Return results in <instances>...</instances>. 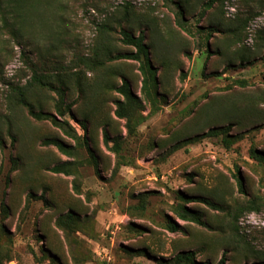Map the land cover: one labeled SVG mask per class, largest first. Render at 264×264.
I'll list each match as a JSON object with an SVG mask.
<instances>
[{"label":"rangeland","instance_id":"obj_1","mask_svg":"<svg viewBox=\"0 0 264 264\" xmlns=\"http://www.w3.org/2000/svg\"><path fill=\"white\" fill-rule=\"evenodd\" d=\"M208 2L3 3L0 264H264V0ZM122 29L144 37L145 87ZM28 82L61 127L16 101Z\"/></svg>","mask_w":264,"mask_h":264},{"label":"trees","instance_id":"obj_2","mask_svg":"<svg viewBox=\"0 0 264 264\" xmlns=\"http://www.w3.org/2000/svg\"><path fill=\"white\" fill-rule=\"evenodd\" d=\"M24 0H0V8H3V3L6 2V4L9 5L8 9L11 10V13L13 14L12 16L14 18H17L18 15H21V7L23 5ZM216 0H209V2L206 4V8H210L212 3ZM205 8V9H206ZM205 9L203 11H205ZM2 22L5 24L6 20H2ZM14 34H17L16 31H13ZM120 34L122 36V41L124 44L129 45L133 47L134 52L131 53H126L123 54L119 57L126 58V59H132V60H142V63L140 65V70L143 75V86L145 87L148 85V82H152L153 76L155 74V70L151 67L150 62L148 60V48L147 45L144 43V37L142 33H139L137 36L132 35L130 32L127 30H121ZM32 82L39 85V86H46V83L41 80V77L34 71L32 74ZM30 82L27 83V85H14L11 87L12 92L16 96V101L23 107H26L28 109L29 114L34 117L35 119H49L55 126L61 127L60 126V121H58L57 118H55L53 115L47 112H35L32 109V105L28 100L26 99V90L29 87ZM120 90L123 93L129 92L128 91V86L124 82L120 88ZM117 108L115 110V115L118 118H124L127 121H130V115L131 112L129 111L130 105L128 103L124 102H116ZM60 115H63V113H60ZM81 127L82 130H85V125L82 122L78 123ZM127 127L131 128L129 122H127ZM104 139H107L106 133H104ZM106 142V141H105ZM46 144H52L55 147H57L59 150H64V145L56 139H50L45 141ZM58 170V168H55V171ZM239 183V189L242 190L241 188V183ZM188 201H196L199 203H203L207 205L208 207L212 209H222L218 204L214 203L213 201L204 198V197H189L187 198ZM183 213L181 212L179 215L182 219L184 220H190L195 222L198 225H204V223L201 220V217L196 213L192 212L188 209H183ZM168 229L170 231H176L177 226L175 224H168ZM194 253L192 251H185L180 253L179 257L188 261L190 264H209L207 262H196L195 259L193 258ZM224 258L221 257L219 262L217 264H223Z\"/></svg>","mask_w":264,"mask_h":264}]
</instances>
